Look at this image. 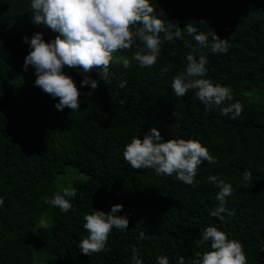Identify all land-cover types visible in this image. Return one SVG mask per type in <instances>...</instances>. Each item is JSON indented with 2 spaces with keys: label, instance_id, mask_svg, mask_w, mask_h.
Instances as JSON below:
<instances>
[{
  "label": "trees",
  "instance_id": "trees-1",
  "mask_svg": "<svg viewBox=\"0 0 264 264\" xmlns=\"http://www.w3.org/2000/svg\"><path fill=\"white\" fill-rule=\"evenodd\" d=\"M150 3L165 22L181 29L193 23L198 32L229 40L227 53L204 49L207 78L232 89L233 102L243 105L241 116L222 115V106L206 112L192 90L175 95L172 77L186 65L184 40L192 41L186 34L162 45L151 67L133 59L135 46L118 52L130 66L113 62L111 82L101 80L95 90L81 86L79 69L65 67L80 90V109L57 110L58 98L34 85L31 65L23 67L30 47L22 38L39 32L49 42L59 33L33 23L30 0H0V264H33L40 255L50 264H132L133 247L143 264H158L160 255L177 264L180 256L187 261L210 250V243L196 245L209 226L239 240L248 264H264V0ZM165 66L170 70L161 76ZM89 75L99 80L98 70ZM152 127L164 141L198 140L217 163L203 162L194 186L153 169H133L123 158L124 147ZM70 169L86 179L72 183L78 190L71 198L75 211L62 213L45 199L61 191L56 179ZM246 170L253 178L247 186ZM210 175L233 187L226 207L235 215L223 221L210 215L219 191ZM114 204L123 206L117 215L128 218V229H113L104 251L84 255V215L108 212ZM40 222L50 224L47 232L37 229Z\"/></svg>",
  "mask_w": 264,
  "mask_h": 264
},
{
  "label": "clouds",
  "instance_id": "clouds-1",
  "mask_svg": "<svg viewBox=\"0 0 264 264\" xmlns=\"http://www.w3.org/2000/svg\"><path fill=\"white\" fill-rule=\"evenodd\" d=\"M30 7L34 24L46 25L59 35L49 42H45L39 32L30 40L23 37L30 47L23 67L27 70L31 65L35 69L34 85L58 98L57 110L68 108L75 112L80 109V90L73 78L65 74V67L79 69L81 86L95 90L101 80L104 84L111 82L110 66L114 59L125 69L130 66L129 59L117 58L115 53L135 46L133 59L141 67H151L161 56L162 45L183 39L186 34L194 43L184 40L188 49L186 65L172 77L171 87L175 95L183 97L192 90L206 112L214 106H222V115H230L231 119L241 116L243 105L239 101L233 102L232 89L207 78L209 60L204 49L211 54L227 53L231 47L228 39H222L216 33L198 32L193 23H187L181 29L178 23L165 22L155 14L150 0H30ZM199 23L207 22L201 19ZM93 70H98L99 80L89 75ZM169 70V66L161 68V76ZM125 86L126 82L121 81L119 87L123 89ZM123 158L135 170L153 169L157 176L174 175L175 179L191 186H194V178L203 162L217 163L216 157L198 140L172 138L164 141L156 127L150 128L143 139L133 136L124 147ZM252 179L251 171L243 172L245 186ZM208 180L219 189L216 193L218 205L210 215L221 221L225 216H234L235 210L226 207V198L233 193L232 184L218 180L215 175H210ZM77 191L75 187H65L62 192L57 191L51 198H46L45 203L59 208L62 213L75 211L71 198L77 195ZM3 203L0 197V205ZM122 209L121 204H114L108 212L93 209L84 215L83 228L88 235L79 243L81 253L89 256L104 251L113 229H128V218L117 215ZM144 236L145 233L140 232L141 240ZM206 243H210V250L197 253L195 258L187 261L180 256L177 264H248L242 243L229 239L228 234L214 226L207 227L196 241L197 247ZM131 251L132 264H143L138 249L133 247ZM157 260L158 264H169L165 255L158 256Z\"/></svg>",
  "mask_w": 264,
  "mask_h": 264
},
{
  "label": "rangeland",
  "instance_id": "rangeland-1",
  "mask_svg": "<svg viewBox=\"0 0 264 264\" xmlns=\"http://www.w3.org/2000/svg\"><path fill=\"white\" fill-rule=\"evenodd\" d=\"M115 57H122L118 52L114 54ZM113 62H116L114 59ZM86 179V176L82 173L77 172L76 170L70 169L65 175H61L57 177L55 182V187L57 186L58 189L61 191L65 187H72V183L77 180H84ZM46 221V219H44ZM50 222V221H49ZM50 224L46 225L45 223L40 222L38 225L39 230L47 232L49 230ZM49 259V258H48ZM33 264H50L47 260V257L45 255L38 256Z\"/></svg>",
  "mask_w": 264,
  "mask_h": 264
}]
</instances>
